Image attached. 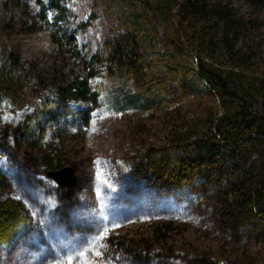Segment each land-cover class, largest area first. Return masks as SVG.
<instances>
[{"label":"rangeland","instance_id":"obj_1","mask_svg":"<svg viewBox=\"0 0 264 264\" xmlns=\"http://www.w3.org/2000/svg\"><path fill=\"white\" fill-rule=\"evenodd\" d=\"M56 2L60 18L48 0H0V202L19 203L25 216L16 236L0 244V264H177L185 256L228 264L242 252L262 253L254 240H235L218 226L215 192L199 200L198 188L177 190L145 171L139 156L168 148L176 110L212 107L211 91L199 85L202 92L168 116L150 109L122 73L87 62L102 52L114 22L133 13L131 0ZM141 2L177 8L173 0ZM202 2L229 12L236 58L263 72L264 4ZM89 69L98 101L63 95L61 87ZM53 160L75 169L66 191L46 172ZM137 243L148 245V261L134 259Z\"/></svg>","mask_w":264,"mask_h":264},{"label":"trees","instance_id":"obj_2","mask_svg":"<svg viewBox=\"0 0 264 264\" xmlns=\"http://www.w3.org/2000/svg\"><path fill=\"white\" fill-rule=\"evenodd\" d=\"M48 1L60 18L64 8ZM141 1L131 0L133 13L114 22L102 52L87 62L101 73H122L150 109L158 107L166 116L180 101L201 93L199 85L211 91L212 107L186 115L176 110L168 148L159 153L149 148L139 156L145 171L177 190L198 188L199 200L215 192L212 211L218 226L231 238L254 240L264 250V71H253L236 58L228 37L236 22L226 9L202 0H173L177 8ZM73 38L74 33L68 44ZM92 77V69L74 77L61 87L63 95L96 103L100 93ZM46 166L49 171L64 165L53 160ZM198 177L205 179L203 186ZM22 223L20 204L1 201L0 244L15 237ZM164 226L171 230L170 224ZM138 244L132 245L134 259L148 261V245L142 249ZM263 252H242L228 264H264ZM197 260L185 256L177 264Z\"/></svg>","mask_w":264,"mask_h":264},{"label":"water","instance_id":"obj_3","mask_svg":"<svg viewBox=\"0 0 264 264\" xmlns=\"http://www.w3.org/2000/svg\"><path fill=\"white\" fill-rule=\"evenodd\" d=\"M71 165H64L57 169H50L48 175L61 187H71L76 183L77 176Z\"/></svg>","mask_w":264,"mask_h":264}]
</instances>
